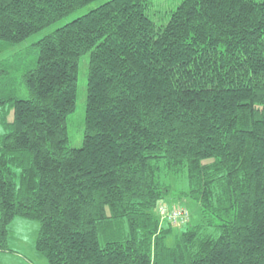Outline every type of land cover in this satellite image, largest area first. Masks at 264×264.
I'll use <instances>...</instances> for the list:
<instances>
[{"label": "trees", "instance_id": "1", "mask_svg": "<svg viewBox=\"0 0 264 264\" xmlns=\"http://www.w3.org/2000/svg\"><path fill=\"white\" fill-rule=\"evenodd\" d=\"M93 1L0 0V40ZM152 5L108 0L38 41L30 96L2 115L0 255L24 218L48 264H264V0H183L162 23ZM167 201L196 220L160 218Z\"/></svg>", "mask_w": 264, "mask_h": 264}, {"label": "rangeland", "instance_id": "2", "mask_svg": "<svg viewBox=\"0 0 264 264\" xmlns=\"http://www.w3.org/2000/svg\"><path fill=\"white\" fill-rule=\"evenodd\" d=\"M108 0H95L85 5L45 28L33 33L24 41L9 43L0 40V134L5 133L8 128L3 124L2 115L11 108L14 98H28L29 91L24 82V74L28 69L35 67L38 61L40 39L54 32L57 28L86 14ZM183 0H153V5L148 14L158 23L161 18L169 17L168 12L176 8ZM23 62L25 64H23ZM89 71V55L83 54L79 61L78 91L76 108L68 115V130L70 146L81 147L83 144L85 114L87 105V84ZM6 77H10L6 80ZM13 118H11L12 120ZM190 206L180 202H166L161 205L170 210L182 208L185 213L178 217L179 222L174 223L179 227L196 220L197 208L192 203ZM162 216L160 215V218ZM166 220V218H165ZM40 223L37 220L24 218L15 219L10 224L8 247L11 252H3L0 255V264H48V261L36 249L35 241L39 233Z\"/></svg>", "mask_w": 264, "mask_h": 264}, {"label": "built area", "instance_id": "3", "mask_svg": "<svg viewBox=\"0 0 264 264\" xmlns=\"http://www.w3.org/2000/svg\"><path fill=\"white\" fill-rule=\"evenodd\" d=\"M159 213L162 216V219L166 218L169 221H172L173 223H175V222L178 223L179 222L178 219L180 217H182L187 212H185L182 208L175 209V210H170L167 207H162L161 206Z\"/></svg>", "mask_w": 264, "mask_h": 264}]
</instances>
